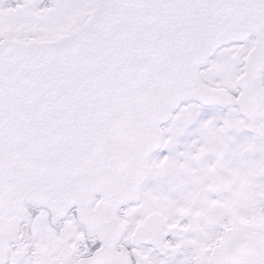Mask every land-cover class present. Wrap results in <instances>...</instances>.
Masks as SVG:
<instances>
[{"label": "snow or ice", "instance_id": "6c2138e0", "mask_svg": "<svg viewBox=\"0 0 264 264\" xmlns=\"http://www.w3.org/2000/svg\"><path fill=\"white\" fill-rule=\"evenodd\" d=\"M0 264H264V0H0Z\"/></svg>", "mask_w": 264, "mask_h": 264}]
</instances>
